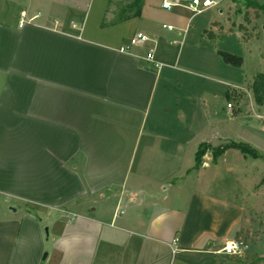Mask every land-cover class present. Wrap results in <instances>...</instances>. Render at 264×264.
<instances>
[{
	"label": "crops",
	"instance_id": "crops-1",
	"mask_svg": "<svg viewBox=\"0 0 264 264\" xmlns=\"http://www.w3.org/2000/svg\"><path fill=\"white\" fill-rule=\"evenodd\" d=\"M17 1L20 17L0 20V264H255L221 248L259 238L260 197L227 181L256 159L228 149L214 162L208 150L194 169L212 144L165 115L161 69L178 70L184 49L224 51L204 48L213 22L188 37L192 0H141L125 16L113 0ZM137 32L149 39L131 46Z\"/></svg>",
	"mask_w": 264,
	"mask_h": 264
},
{
	"label": "rangeland",
	"instance_id": "rangeland-1",
	"mask_svg": "<svg viewBox=\"0 0 264 264\" xmlns=\"http://www.w3.org/2000/svg\"><path fill=\"white\" fill-rule=\"evenodd\" d=\"M188 1L191 0H182L186 4ZM214 1H217V4L196 14L187 35L190 37L202 26L209 28L212 22H220V26H215L214 29L218 37L204 48L213 49L217 46V49L240 56L241 64H225L219 54H214L216 56L209 59L206 50H202L205 55L199 56L184 49L178 70L170 66L161 69L163 76L165 71L169 73L165 76L167 87L164 91V102L168 108L165 115L173 118L175 112L177 119L184 121L183 133L192 136V140H195L196 136L206 137L214 146L230 140L248 142L264 153V107L257 106L251 88L253 78L258 73H264V12L246 9L244 0ZM258 1L264 3V0ZM113 4L117 5L118 9L124 7L122 15L125 16L132 12L131 7H138L139 0H113ZM24 5L23 1L0 0V20H4L8 13L18 19L20 9ZM245 11L249 21L244 18ZM169 23L171 22H167ZM240 24L244 25V31L239 29ZM159 29L162 36H168L167 29L162 26ZM245 32L250 34L248 39L243 38ZM177 74L183 76L181 87L176 83ZM228 103L231 107H228ZM231 151L238 156L241 154L235 149ZM226 159L229 164L237 163L233 156H227ZM222 164L223 162H220L219 165ZM237 167L238 165L234 168L239 169L238 172L234 171L233 179L228 176L227 181L236 182L239 194L247 201H258L260 197L262 207L252 223L254 230L259 232V238H246L250 242L246 253L250 254L249 260H255V264H264V160L256 159L252 164H248L245 175L240 173L244 166ZM253 176H257L259 180L252 185ZM220 177L224 179V173L219 175V179ZM250 187L252 189L248 190ZM136 209H139L136 204L123 203L120 206V210L125 214H130ZM56 215L64 216L60 212ZM259 255L263 256V259H260Z\"/></svg>",
	"mask_w": 264,
	"mask_h": 264
},
{
	"label": "trees",
	"instance_id": "trees-1",
	"mask_svg": "<svg viewBox=\"0 0 264 264\" xmlns=\"http://www.w3.org/2000/svg\"><path fill=\"white\" fill-rule=\"evenodd\" d=\"M141 0H139L140 2ZM233 2L243 1V0H232ZM244 4L246 9H253L255 11H263L264 12V3H260L258 0H244ZM140 13V7L136 11V15ZM244 18L248 20L247 11L244 13ZM249 21V20H248ZM212 25L219 26V22H213ZM240 30H245L244 25H239ZM203 34L208 39H213L218 37L217 34L212 32L211 29H204ZM250 34H243L244 39H248ZM219 55L222 57L223 61L226 64H230L233 66H240L242 58L240 56L231 54L226 51H219ZM251 88L254 94V99L259 107H264V73H258L251 83ZM228 149H237L244 156L245 159H263L264 153L254 147L252 144L248 142L235 141L230 140L226 143H222L218 146H212L208 143H202L198 150L196 151L195 156V166L194 169H198L203 163V156L209 150L211 151L213 161L216 162L222 154H224Z\"/></svg>",
	"mask_w": 264,
	"mask_h": 264
},
{
	"label": "built area",
	"instance_id": "built-area-1",
	"mask_svg": "<svg viewBox=\"0 0 264 264\" xmlns=\"http://www.w3.org/2000/svg\"><path fill=\"white\" fill-rule=\"evenodd\" d=\"M217 4V1L214 0H192L188 6L192 9L194 13H202L204 10L212 7L213 5ZM172 3L170 1H164L163 2V7L164 8H171ZM27 20V15L23 13L22 18H21V25ZM168 28L171 29V26H168ZM148 36L142 32H137L133 35V37L130 39V45H140L148 40ZM129 46H123L121 47V51H127ZM145 59L148 61H152L155 63V66L160 68L162 67L161 62H156L154 60V54L153 51H149ZM228 107H231V104L228 103ZM62 213L66 215V217L71 220L74 219L75 214H72L70 212H67L65 210L60 209ZM250 248V242L246 237H236L234 239L227 240L222 248L221 251L224 252L225 254L229 256H234V257H242L245 255V253L249 250Z\"/></svg>",
	"mask_w": 264,
	"mask_h": 264
},
{
	"label": "water",
	"instance_id": "water-1",
	"mask_svg": "<svg viewBox=\"0 0 264 264\" xmlns=\"http://www.w3.org/2000/svg\"><path fill=\"white\" fill-rule=\"evenodd\" d=\"M46 231H47V229H46ZM48 233V232H47Z\"/></svg>",
	"mask_w": 264,
	"mask_h": 264
}]
</instances>
